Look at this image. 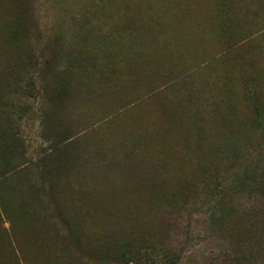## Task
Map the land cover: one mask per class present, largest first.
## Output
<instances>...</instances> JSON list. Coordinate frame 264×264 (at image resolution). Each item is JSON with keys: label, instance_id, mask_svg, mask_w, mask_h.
Segmentation results:
<instances>
[{"label": "rangeland", "instance_id": "374dc122", "mask_svg": "<svg viewBox=\"0 0 264 264\" xmlns=\"http://www.w3.org/2000/svg\"><path fill=\"white\" fill-rule=\"evenodd\" d=\"M0 264H264V0H0Z\"/></svg>", "mask_w": 264, "mask_h": 264}, {"label": "trees", "instance_id": "16d2710c", "mask_svg": "<svg viewBox=\"0 0 264 264\" xmlns=\"http://www.w3.org/2000/svg\"><path fill=\"white\" fill-rule=\"evenodd\" d=\"M134 242L130 239V243L124 245L123 255L126 256V259L130 262L134 261L137 258L147 257L150 258L154 255L157 249H164L162 246H157V244L151 239L144 238H134ZM76 249L66 248L65 254L70 257L72 263H77L80 256H82V251H75ZM112 257V255H109ZM77 257V258H76ZM127 261V263H128Z\"/></svg>", "mask_w": 264, "mask_h": 264}]
</instances>
